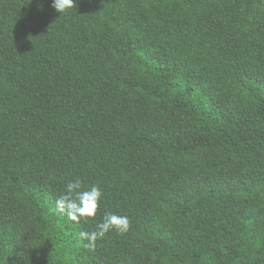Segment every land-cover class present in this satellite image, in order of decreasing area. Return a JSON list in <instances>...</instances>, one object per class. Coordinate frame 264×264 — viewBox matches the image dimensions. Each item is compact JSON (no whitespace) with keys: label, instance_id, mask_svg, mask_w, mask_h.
<instances>
[{"label":"trees","instance_id":"1","mask_svg":"<svg viewBox=\"0 0 264 264\" xmlns=\"http://www.w3.org/2000/svg\"><path fill=\"white\" fill-rule=\"evenodd\" d=\"M74 3L0 0V264H264V0Z\"/></svg>","mask_w":264,"mask_h":264},{"label":"clouds","instance_id":"2","mask_svg":"<svg viewBox=\"0 0 264 264\" xmlns=\"http://www.w3.org/2000/svg\"><path fill=\"white\" fill-rule=\"evenodd\" d=\"M52 7L57 12L64 13L67 9L75 8L76 4L74 0H52ZM101 196L102 192L98 186L93 185L84 190L82 181L77 178L67 184L66 192L56 201L54 211L59 214L66 213L75 222H79L81 218H92L99 210ZM113 229L121 234L128 232L130 229L129 218L107 212L103 217V222L99 223L95 230L81 231V238L88 241L84 245L85 249L94 251L97 240L103 238L107 232Z\"/></svg>","mask_w":264,"mask_h":264}]
</instances>
